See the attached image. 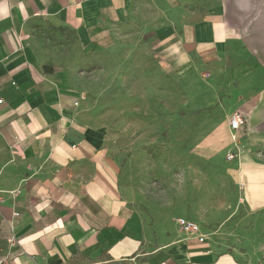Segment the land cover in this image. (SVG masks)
I'll return each mask as SVG.
<instances>
[{"label": "crops", "instance_id": "crops-1", "mask_svg": "<svg viewBox=\"0 0 264 264\" xmlns=\"http://www.w3.org/2000/svg\"><path fill=\"white\" fill-rule=\"evenodd\" d=\"M133 20L182 81L183 135L200 138L184 152L211 159L240 190L251 220L245 252L217 249L205 225L214 217L197 216L188 196L179 208L143 209L121 183L108 124L84 108L81 82L30 41L47 22L95 57L126 41ZM0 98V264L103 252L120 264H264V0H0ZM234 111L246 116L240 149ZM178 216L203 223L193 219L208 242L187 237Z\"/></svg>", "mask_w": 264, "mask_h": 264}, {"label": "rangeland", "instance_id": "rangeland-1", "mask_svg": "<svg viewBox=\"0 0 264 264\" xmlns=\"http://www.w3.org/2000/svg\"><path fill=\"white\" fill-rule=\"evenodd\" d=\"M134 23L126 41L95 57L83 56L68 41L70 35L51 39L38 32L30 41L81 82L84 108L108 124V142L123 158L121 183L140 197L143 209L179 208L188 196L197 216L214 217L205 225L213 231L217 249L245 252L240 244L251 220L240 190L211 159L184 152L188 146L197 151L200 138L183 135L188 110L182 103V81L161 67L155 34L143 31L142 21Z\"/></svg>", "mask_w": 264, "mask_h": 264}, {"label": "built area", "instance_id": "built-area-1", "mask_svg": "<svg viewBox=\"0 0 264 264\" xmlns=\"http://www.w3.org/2000/svg\"><path fill=\"white\" fill-rule=\"evenodd\" d=\"M3 103V98H0V105ZM246 125V116L241 111H234L229 120V126H230V132H231V138L234 141V144L238 149H240V146L238 144V140L240 138V135L242 132H244V128ZM237 157L236 152L232 151L228 153L227 159L233 160ZM18 192V190H17ZM12 193H16V191H12ZM0 214H2L1 206H0ZM21 213L18 210L12 211V219L20 217ZM177 224L180 228V230L186 234L189 238H196L200 243H206L208 242V234L203 233L202 226L195 220L187 218V217H179L177 219ZM11 243L15 241L14 237H11L9 239Z\"/></svg>", "mask_w": 264, "mask_h": 264}, {"label": "trees", "instance_id": "trees-1", "mask_svg": "<svg viewBox=\"0 0 264 264\" xmlns=\"http://www.w3.org/2000/svg\"><path fill=\"white\" fill-rule=\"evenodd\" d=\"M47 22H41V24L38 26V30L45 35L47 38L56 39L57 38V31H65L67 28L64 27H55L47 26ZM47 26L46 28H44ZM52 27V29L48 28ZM44 69L46 72H52V65L46 64L44 65ZM69 264H120L119 261L115 260L110 254L107 252H103L101 255H99L97 258H88L84 255L77 254L75 255Z\"/></svg>", "mask_w": 264, "mask_h": 264}]
</instances>
